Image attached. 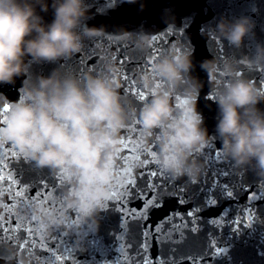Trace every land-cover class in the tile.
Listing matches in <instances>:
<instances>
[{
  "label": "clouds",
  "instance_id": "obj_1",
  "mask_svg": "<svg viewBox=\"0 0 264 264\" xmlns=\"http://www.w3.org/2000/svg\"><path fill=\"white\" fill-rule=\"evenodd\" d=\"M50 8L52 19L46 22L41 13ZM88 19L87 0H0V84L24 77L22 93L0 127V142L13 144L36 167L66 174L71 182L65 193L67 205L85 221L96 222V214L110 198L112 164L127 115L118 91L119 67L107 63L102 73H89L83 81L55 68L47 75L30 76L32 64H58L77 53L85 39L98 35L101 29L89 26ZM253 28L247 16L222 17L214 31L239 48ZM121 35L132 37L130 32ZM137 43L146 41L137 36ZM238 63L225 59L218 64L214 58L200 62L208 76V96L217 105L214 136L197 110L203 84L191 75V51L178 53L170 47L140 75L146 88L153 77L164 85L139 109L140 143L159 130L158 164L174 178L197 177L201 165L193 153L210 139L219 140L220 151L236 167L245 166L264 178V110L258 107L264 102V87L236 75ZM245 63L264 69V44H257ZM181 87L182 97L175 104L173 96Z\"/></svg>",
  "mask_w": 264,
  "mask_h": 264
},
{
  "label": "water",
  "instance_id": "obj_2",
  "mask_svg": "<svg viewBox=\"0 0 264 264\" xmlns=\"http://www.w3.org/2000/svg\"><path fill=\"white\" fill-rule=\"evenodd\" d=\"M50 2V0H49ZM89 10V26H96L101 29L100 33L91 39H85L81 49L69 58H65L58 64L41 63L32 64L30 76L38 74L47 75L54 68L61 74L75 76L83 81L84 77L91 73L93 75L102 73L104 65L114 63L119 67L118 79L120 87L118 89L122 103L126 109L125 127L119 132L120 144L119 152L114 158L113 180L108 186L110 197L113 192L122 191V185L132 176L136 175L143 169L140 167L141 160L134 159L135 156L141 155L154 139L147 140L146 143H140L142 134L141 124H137L139 118V109L142 104H137L131 94L125 97L122 90L127 84L134 87L138 92L147 93V102L152 92L163 87L158 86L159 78L153 77L150 87H144L140 82V75L147 73L149 70L142 69L138 66L143 63V58H148L151 64L157 61L170 47H184L179 36L174 39L163 35V31L172 25L182 28L193 50L192 60L194 68L191 75L197 77L203 84L197 100V110L204 117V126L208 133L215 135V124L217 120V105L214 99H209L208 93L210 85L208 76L200 68V62L205 59H215L218 64L223 62L218 59L217 48L221 46L229 53L225 59L238 61V71L242 73L241 77L252 80L256 86L264 87V69L253 68L245 63L248 56H251L257 44H264V0H136V3L129 4L126 0H116L112 6L111 0H87ZM45 21L52 19L51 8L47 13H41ZM247 16L254 22L252 32L245 37L241 47L231 46L226 40L219 37L214 31L216 22L223 18L232 20L237 17ZM204 29V31H201ZM130 32L131 38L122 37V33ZM137 36H140L146 43L138 45ZM163 41L167 46L158 58H153L154 53L151 49ZM183 52V51H182ZM136 57V59H128ZM224 59V60H225ZM223 60V61H224ZM92 65H96V70H90ZM125 77L127 79L125 80ZM24 77L16 78L13 84H0V116L3 115V104L11 103L18 100L22 93ZM183 89L178 88L173 96L175 104L180 102ZM144 102V103H145ZM258 107L264 110V102ZM0 127L3 124L0 123ZM157 129L153 133H157ZM135 133V134H133ZM121 141H125L122 143ZM213 148L220 150L218 139H210L209 142L199 151L193 153V158L201 165V170L193 180L187 176L174 178L177 183L188 181H200L205 173L210 171L211 167H218L231 163L236 169L245 170L249 182L254 178L264 181V178L258 177L255 173L245 166L236 167L234 163L226 159L221 152L218 161H213ZM12 152L17 155L13 157ZM196 154V155H194ZM127 156L128 162L124 163L122 157ZM0 159L9 166L0 167V228L7 229L6 232L0 233L4 236H14L17 232V223H22L23 229H31V232L20 230V235L27 239L26 248L31 251L32 247L37 249L40 256L46 253L40 251L41 245L56 248L58 244L57 233L79 231L85 233L79 241L80 248L77 251V258L69 253H63L65 259L56 260V255L63 252L54 251L51 254L47 264H135V257L129 255L128 250L124 248L125 242L129 239L126 232L120 228L121 215L116 207L109 206L101 209L95 217L96 222L85 221L79 212L66 203V191L70 187L69 177L58 171H51L47 167H36L29 158L24 159L17 148L10 142H0ZM158 167V166H157ZM131 169V171H129ZM9 174L17 180L13 184L8 179ZM59 177V179H56ZM41 180L46 181L47 191L41 189L39 200L43 203L29 201L26 205L22 202L23 198L15 196L19 190L20 182L29 183L39 186ZM59 189L57 204L55 207L45 200L48 193ZM196 185H190V191L195 192ZM30 196L36 195V189L29 192ZM247 193L241 192L236 200H221L217 207L208 208L199 214L196 223H188V218L183 221L169 217L168 223L164 225L163 232L173 235L178 241L175 245L162 243L157 245L154 239L149 243V258L152 264H158L156 256L161 255L159 264H173V260H178L177 264H204L203 261L195 259L196 254L201 252L206 245L212 241L213 234L216 240L231 241V246L220 244L221 247H229L231 259L217 258L214 261H208L207 264H264V226L254 224L253 227H246L250 222L244 219L247 214L244 211ZM194 202L197 204L202 201L196 197ZM111 204L112 202L109 201ZM260 211L264 213V201H257ZM133 208H139L140 202L133 201L130 205ZM191 204L180 206L174 198L166 199L163 206L151 210L149 223L153 226L163 217L168 216L169 212L179 209L183 212L190 208ZM231 207L228 217H225L223 227L215 228L206 223L208 218L218 217L220 213ZM19 218V220L17 219ZM78 218V223L74 224L72 220ZM202 218V219H201ZM34 219V220H33ZM195 226L196 231L191 229ZM232 229L238 230L239 235H233ZM131 242L138 246L141 240L139 230L131 229ZM183 236V239L180 237ZM119 237V239H117ZM164 235L161 239L164 240ZM75 242L76 238H72ZM24 239L15 241L16 244L24 243ZM175 251H171V249ZM135 251V249H133ZM123 253V256L121 255ZM3 254L7 257L3 264H36L29 260L27 253L23 257L19 251L8 246L3 249ZM193 259H188V257ZM172 257L173 260L167 259Z\"/></svg>",
  "mask_w": 264,
  "mask_h": 264
},
{
  "label": "snow or ice",
  "instance_id": "obj_3",
  "mask_svg": "<svg viewBox=\"0 0 264 264\" xmlns=\"http://www.w3.org/2000/svg\"><path fill=\"white\" fill-rule=\"evenodd\" d=\"M112 6L116 3V0H111ZM201 31H204L202 29ZM163 35L166 37L175 38L179 36V40L184 47H177L176 51L182 52L185 50H193L191 42L187 38L185 31L182 28H177L172 25H169L164 31ZM166 44L161 41L160 44L155 45L151 51L154 53L153 58H158L161 53L164 52ZM217 56L222 62L229 55L223 47L218 46ZM128 59H136V57H130ZM138 66L145 70H150L151 61L148 58H143V63L138 62ZM90 70L95 71L96 65H92ZM236 75L241 76L242 73L238 71ZM127 77H125V80ZM158 86H162V82H158ZM122 93L125 97L129 94L133 96L137 104H144L146 100L147 93L138 92L134 87H129L127 84L122 90ZM154 94V92H152ZM209 99H214L213 97H208ZM10 103L3 104V115L0 116V123L5 124L7 122V112L10 110ZM137 124H141L139 118L137 119ZM135 134V133H133ZM154 136L151 146L148 147L141 155L134 157L136 160H141L142 164L140 167L143 169L139 171L136 175L128 179L125 185H122V191L113 192L112 196L105 202L103 209L108 208L109 206L116 207L121 215L120 228L122 231L126 232L129 236V239L125 242L124 248L128 250L129 255L135 257V264H152V260L149 258L150 253V243L149 241L154 239L157 245L162 243H170L175 245L178 241L173 235L164 233V225L168 223L169 217L174 219H179L183 221L185 218H188V223L195 225L196 218L199 217V214L205 211L208 208L217 207L221 200H236L239 193H247L246 203L244 206V211L247 213L244 216V219L248 220L250 223L246 227H253L254 224H259L264 226V213L260 211V206L257 204V201H264V181H259L258 178H254L251 182L248 181L245 170L236 169L231 163L227 165H222L218 167H211L208 173H205L204 177L198 181H188L177 183L174 177L161 168L158 164V132L152 134ZM125 143V141H121ZM199 151L196 153L198 154ZM194 154V155H196ZM13 157L17 155L16 152H12ZM221 152L219 149L213 148V161H218L220 158ZM25 160H27V155L23 154ZM125 164L128 162V157H122ZM8 164L3 162V159H0V167H8ZM158 166V167H157ZM131 171V169H129ZM0 179H3V176H0ZM8 179L12 181L13 184L17 183V180L13 175L9 174ZM56 179H59L57 177ZM195 184V192L190 191V185ZM32 189H36V195L30 196L29 192ZM41 189L47 191L46 181L41 180L39 186H35L29 183L20 182L19 190L15 192V196L23 198L22 202L26 205L29 204V201H35L43 203V200H39L41 195ZM2 195V194H0ZM59 196V189L56 188L54 192L48 193L45 197V200L49 201L53 207L57 204V197ZM198 197L202 203L197 204L194 202V199ZM176 200V203L180 206L185 204H191L190 208L185 209L181 212L179 209H174L169 212L168 216L163 217L161 220L157 221L153 226L149 223L151 210L160 208L163 206V203L166 199ZM109 201L112 203L110 204ZM133 201H139L140 207L133 208L129 205ZM231 212V207L223 210L218 217L208 218L206 221L207 224L214 226L215 228L223 227V224L226 222L225 217L229 216ZM19 220V218H17ZM202 219V218H201ZM34 220V219H33ZM74 224L78 223V218L72 220ZM139 230L141 240L138 246L133 245L131 242L132 237V228ZM20 230L31 232V229H23L22 223H17V232L14 236H4L0 234V264H3L6 261L7 257L3 254V249L5 247L11 246L19 251L21 257L27 253L29 260L36 262V264H47L48 260L51 257V254L54 251H59L60 248L63 249V252L59 255H56V260L65 259L63 253H69L77 258V251L80 248L79 241L83 238V232L73 231L68 233H57L58 244L57 247L51 248L46 245H41L40 251L46 253L44 256H40L37 253L35 247L31 248L29 251L26 248L28 241L26 238L20 235ZM7 229L0 228V233L6 232ZM195 232V226L191 229ZM233 235H239L238 230L232 229ZM164 235V240L161 239V235ZM73 237L76 238L75 242ZM24 239L25 242L21 244H16L15 241ZM119 239V237H117ZM183 239V236L180 237ZM220 244H227L231 246V241L228 240H216L215 235L213 234L212 241L209 245H206L204 249L196 254L195 259L198 261H203L204 264H207L208 261H214L217 258L231 259L229 254V247H221ZM135 249V251H133ZM175 251V249H171ZM123 256V253H121ZM261 255H264V251L261 252ZM156 261H161V255L156 256ZM167 259L173 260L172 257ZM184 257H179L173 260V264H177L178 260H182ZM188 259H193V257H188ZM108 264V262H105ZM113 264H119V262H113Z\"/></svg>",
  "mask_w": 264,
  "mask_h": 264
}]
</instances>
